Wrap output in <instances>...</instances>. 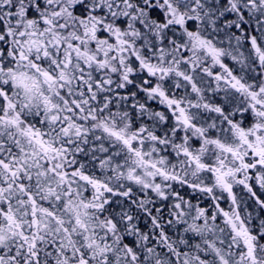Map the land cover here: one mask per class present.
Wrapping results in <instances>:
<instances>
[{
	"label": "snow or ice",
	"instance_id": "1",
	"mask_svg": "<svg viewBox=\"0 0 264 264\" xmlns=\"http://www.w3.org/2000/svg\"><path fill=\"white\" fill-rule=\"evenodd\" d=\"M0 264H264V0H0Z\"/></svg>",
	"mask_w": 264,
	"mask_h": 264
}]
</instances>
